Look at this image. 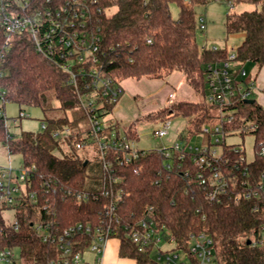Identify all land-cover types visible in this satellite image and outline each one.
<instances>
[{
  "label": "trees",
  "instance_id": "obj_1",
  "mask_svg": "<svg viewBox=\"0 0 264 264\" xmlns=\"http://www.w3.org/2000/svg\"><path fill=\"white\" fill-rule=\"evenodd\" d=\"M31 1L46 7L66 0ZM83 1L89 4L91 0ZM94 1L89 5V29L100 37L105 60L111 61L108 71L120 82L127 79H161L175 71L184 76L187 86L200 90L204 95V103L178 102L174 106L176 115L192 119L187 132V139H191L193 131L208 122L209 111L214 109L205 99L208 93L207 67L226 58L225 48H199L195 39L197 24L194 8L216 0H189V4H185L184 0ZM219 1L227 9L224 24L226 34L241 36V43L236 47L237 62L252 64L260 71L264 68V0ZM242 4L254 9L241 13L231 11ZM171 5L178 8L177 17L171 15ZM3 41V34L0 33V48ZM2 69L4 77L0 81V92L4 106L12 102L19 108H42L46 93L51 92L63 112L78 109L76 92L68 75L36 53L26 35L12 38ZM250 82L255 83L254 79ZM255 94L258 95V92ZM252 97L253 104L239 100L235 107L238 110L236 124H242L245 120L254 127L250 133L255 138V148L258 143H264V106L254 94ZM78 111L84 117L82 111ZM163 113H169V110H163L161 115ZM67 122L66 118H60L51 119L49 124L59 127ZM48 129L47 126L46 131L41 133L49 134L51 138V132L57 129L51 132ZM126 134L128 139H136L132 125L126 128ZM74 137H77L76 141L84 143L79 139V134L70 139ZM0 144L9 155L19 154L22 157L23 168L33 169L32 179L36 187L41 186L45 190L46 182L58 187L55 200L63 225L88 221L104 202L101 196L77 201L63 193L67 189L78 193L97 191L101 172L98 178L94 177L93 184L88 183L87 161L69 156L56 157L30 133L17 138L5 129L1 117ZM162 165L161 158L156 153H150L133 165L121 168L125 195L118 214L124 222L134 218H153L160 226L167 228L180 245H185L190 233L203 232L212 240L218 264H264V247L246 245V241L256 237L259 226L258 212L253 211L252 200H241L237 204L232 201L212 203L202 187L193 181L192 174L196 168L191 169L190 177L185 179L178 171L165 173ZM249 168L251 178L256 180L264 170V159L255 157ZM2 211L0 208V252L16 248L19 250L20 264H43L46 246L33 238L28 221L34 218L35 213L30 208L20 209L17 214L19 230L14 231L3 218ZM114 239L118 241V255L121 258L133 259L136 264H155L146 255L138 254L128 241Z\"/></svg>",
  "mask_w": 264,
  "mask_h": 264
},
{
  "label": "built area",
  "instance_id": "obj_2",
  "mask_svg": "<svg viewBox=\"0 0 264 264\" xmlns=\"http://www.w3.org/2000/svg\"><path fill=\"white\" fill-rule=\"evenodd\" d=\"M184 2L189 4V0ZM94 3V0L89 4L83 0H66L44 7L31 0H0V33L4 37L0 48V81L4 77L2 64L11 40L15 35L23 34L31 41L36 53L68 75L76 92L77 107L88 123L87 137L79 138L84 143L76 141L75 149L92 141L98 152L101 178L97 191L78 193L67 189L63 193L77 201L98 196L104 200L88 221L63 225L55 200L58 187L50 186L49 182L44 184L45 190L36 187L33 169L21 166L16 170L9 165L0 169V205L13 213L10 226L14 231L19 230L17 214L20 209L30 208L35 213L28 221L33 238L46 246L43 264H103L108 243L114 238L128 241L138 254L146 255L155 264H218L212 240L203 232L190 233L185 245H180L175 236L153 218L136 220L133 217L130 222H124L119 216L118 208L125 195L121 168L156 153L163 162L162 171L167 174L178 171L188 179L190 170L196 168L193 181L202 187L212 203L232 201L237 204L241 200H252L253 211L258 212L259 226L256 237L249 241L253 246L264 247V170L256 180L251 178L249 170L255 157L264 159V143L253 147L252 160H247L239 145L226 144L227 137L242 136L254 129L245 120L236 124V102L251 99L257 92L254 84L245 79L244 65L237 62V49L226 50L225 60L207 67L205 99L207 104L214 106L218 118L217 124L200 127L201 133L207 135V143L194 146L191 139H187L188 133H179L174 141L156 150H141L135 140L127 138L126 129L120 133L114 125L104 124L123 88L122 82L108 71L111 61L105 60L100 37L89 29V5ZM197 24L201 31L206 29L203 17ZM168 99L171 103L174 94L169 93ZM175 115L171 109L163 119L162 127L154 132L156 138L161 140L169 135V118ZM0 117L5 129L9 130L1 92ZM25 117L28 116L22 111L17 119L10 121L16 125ZM46 129L47 125L42 122L41 131ZM72 136L68 129L51 132L53 140H62L69 148H72ZM14 249L0 252V264H20V255L18 260ZM88 256L92 259H87Z\"/></svg>",
  "mask_w": 264,
  "mask_h": 264
},
{
  "label": "rangeland",
  "instance_id": "obj_3",
  "mask_svg": "<svg viewBox=\"0 0 264 264\" xmlns=\"http://www.w3.org/2000/svg\"><path fill=\"white\" fill-rule=\"evenodd\" d=\"M254 8L249 5H237L231 11L241 13L244 11H252ZM196 15V24L200 17L205 19L206 29L201 31L198 24L195 29V39L199 48L206 47L211 49L229 50L236 48L241 43L240 35H227L224 29L227 9L225 5L219 1H213L207 5L197 6L194 8ZM170 12L173 17H177L178 8L175 5L170 6ZM246 80L252 81L257 76L258 69L252 64H245ZM122 94L116 105L113 106L111 112L107 116L105 126L115 125L117 131L122 133L129 125L133 126L136 136L135 142L141 150H156L163 144H169L174 141L179 133H187L191 128V118H185L179 115L170 119L171 130L167 137L158 139L154 136V132L163 125V119L168 113H161L163 110L172 109L176 114L174 106L178 102L204 103V95L200 90L192 89L184 82V78L179 72H171L168 76L161 79L142 78L138 81L127 79L122 82ZM169 93L174 94V99L170 103L168 99ZM254 99V97H251ZM19 110L28 116L18 120L16 125L11 123V119L18 118ZM4 115L7 118L9 132L19 138L22 134H33L36 141L46 149H48L56 157L69 156L79 158L88 162V183H92L94 177L100 175V167L98 163V152L92 141L88 140L81 149H75L77 137L72 140V148H69L62 140H53L49 134L41 133V123H45L51 132L53 129L64 131L68 129L71 134H79V138L87 137L88 123L83 115L74 109L63 112L59 109L58 101L53 97L51 92L46 93V101L42 108L39 107H22L15 103H6L4 106ZM210 119L207 126L217 124V112L214 109L209 111ZM66 118L65 125L55 127L49 124L51 119ZM208 141L207 135L201 133L200 129L194 130L190 143L194 146H204ZM255 138L251 133H245L242 136L234 135L226 138L227 145H239L245 152L247 160L253 158V147ZM11 166L12 169H20L22 166V157L19 154L9 155L3 145L0 144V169ZM93 184V183H92ZM2 215L5 221L12 222L13 213L3 208ZM166 248V247H165ZM18 259L19 250L14 249ZM87 259H92L88 256ZM19 260V259H18ZM108 264H131L129 261H121L114 257Z\"/></svg>",
  "mask_w": 264,
  "mask_h": 264
},
{
  "label": "crops",
  "instance_id": "obj_4",
  "mask_svg": "<svg viewBox=\"0 0 264 264\" xmlns=\"http://www.w3.org/2000/svg\"><path fill=\"white\" fill-rule=\"evenodd\" d=\"M248 64L249 63H247V65ZM254 82H255L254 86L256 87L258 92V95L254 94V96L256 97L257 101L264 106V68H262L260 71L257 72V76L254 77ZM113 254L114 257L117 258L118 260L121 261L127 260L131 264H136L133 259L121 258L118 255V241L115 239L110 240V242L108 243L107 249L103 255V264H108L110 262L108 260H111L113 258Z\"/></svg>",
  "mask_w": 264,
  "mask_h": 264
},
{
  "label": "water",
  "instance_id": "obj_5",
  "mask_svg": "<svg viewBox=\"0 0 264 264\" xmlns=\"http://www.w3.org/2000/svg\"><path fill=\"white\" fill-rule=\"evenodd\" d=\"M244 103L245 104H249V105H251V104H253L254 103V100H252V99H247V100H245L244 101ZM251 244V242L248 240V241H246V245H250Z\"/></svg>",
  "mask_w": 264,
  "mask_h": 264
}]
</instances>
